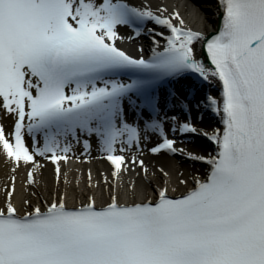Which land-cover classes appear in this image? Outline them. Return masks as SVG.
<instances>
[{"label": "snow or ice", "instance_id": "obj_1", "mask_svg": "<svg viewBox=\"0 0 264 264\" xmlns=\"http://www.w3.org/2000/svg\"><path fill=\"white\" fill-rule=\"evenodd\" d=\"M215 13L212 34L163 0H0V264H264V0ZM209 111L222 127L201 126ZM93 151L110 171L70 206L59 162Z\"/></svg>", "mask_w": 264, "mask_h": 264}, {"label": "bare ground", "instance_id": "obj_2", "mask_svg": "<svg viewBox=\"0 0 264 264\" xmlns=\"http://www.w3.org/2000/svg\"><path fill=\"white\" fill-rule=\"evenodd\" d=\"M210 1V0H209ZM153 6L161 3L160 0H151ZM164 3V2H163ZM167 4L170 8L172 6H175L179 8L181 13L185 16L186 21L196 29H202L206 33H211L214 31L217 27V21L218 17L216 16L215 13V4L216 1L213 2L210 1V3H207V0H202L201 3H196L194 0H176L172 3H165ZM189 5V7L187 6ZM194 6L195 9H206V17L202 18L200 16H197V14L191 9V7ZM121 35H127V33H124L121 31ZM163 43V41H161ZM119 44V42H118ZM124 48H126L128 51L135 53V44L125 41L123 45H120ZM148 50L147 46H145ZM202 55V52H201ZM203 57V56H202ZM5 125H9V121H4ZM202 127L208 128L209 126L211 127H222V125H212L210 123H205L204 121L200 122ZM31 141L29 140V144ZM146 151V156L145 160L147 163H153V164H163L165 166H170L172 165L171 158H168L166 156H160V157H152L150 154H147V149ZM214 149H206L205 151H201V154H207L208 152H213ZM77 155H80L79 153H76ZM97 153L93 151L92 153V158L89 159L87 162H83L85 160V157H81L80 161H77L76 159H71L68 161L67 165L65 166L64 162L61 161L59 162L62 168V172H67L68 173V180L71 182L68 191H69V199H68V204L71 206L73 204V199L72 197V192L75 190V198L76 200H84L86 195L88 194V189H87V183H88V173L89 170H91L92 177H93V182L97 180L102 181V177L100 176L101 172H104L105 174H108L110 171V166L106 161L98 160L96 159ZM42 163L45 164V167L42 169V176L40 179L42 180V184L40 188L38 189V192L41 196L46 197L49 194V191L55 188L56 186V181H55V173H54V168L55 166L51 164L50 161H41ZM191 167H188L185 169L186 173H191V175H194V169L192 166L194 165L196 167H204V164L201 162H190ZM176 167H178L175 164ZM201 169L202 172H204L205 168ZM180 170L181 168L178 167ZM10 166L5 162V159L3 156H0V191H2L3 186L5 182L7 181L8 176L11 174L10 173ZM25 174V169L23 167L20 168V170L16 173L17 176V182H16V188H17V193L19 194L21 190V180L24 178ZM77 178H79L80 181V187L76 188V183H77ZM110 178V177H109ZM65 188V185L63 183V177H61V182H60V190L63 191ZM182 190V189H181Z\"/></svg>", "mask_w": 264, "mask_h": 264}]
</instances>
